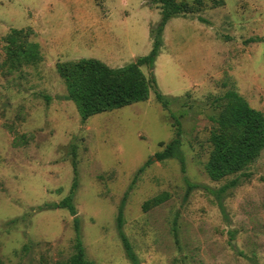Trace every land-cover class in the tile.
<instances>
[{"label":"rangeland","instance_id":"1","mask_svg":"<svg viewBox=\"0 0 264 264\" xmlns=\"http://www.w3.org/2000/svg\"><path fill=\"white\" fill-rule=\"evenodd\" d=\"M176 2L189 12L167 22L153 69L141 67L156 84L148 100L83 122L56 65L94 59L116 69L147 56L158 0H0V264L67 262L73 217L46 207L73 183L94 264H131L116 232L124 198L123 232L139 264H264V150L218 182L205 172L224 95L264 113V0ZM12 29L23 34L10 56L3 38ZM30 44L33 63L19 57ZM170 116L183 171L154 159L175 139ZM232 181L223 215L211 193Z\"/></svg>","mask_w":264,"mask_h":264},{"label":"trees","instance_id":"2","mask_svg":"<svg viewBox=\"0 0 264 264\" xmlns=\"http://www.w3.org/2000/svg\"><path fill=\"white\" fill-rule=\"evenodd\" d=\"M161 6V14L156 31L152 34V48L145 57L138 58L135 62L123 67L112 69L104 63L94 59H80L74 62L59 63L56 71L62 79L67 95L63 97L65 101L75 104L81 120L87 119L102 113L111 112L133 104L148 100L151 91L155 88L153 76L147 79L142 73L141 67L145 66L153 69L154 63L162 47L161 34L167 22L178 16L189 12L186 3H178L176 0H158ZM23 34L22 30L12 29L3 38L7 54H15L17 41ZM19 57L27 62H35L38 57V45L30 44L19 53ZM156 101L163 109H167V102L162 95L155 94ZM227 103L215 121L217 128L211 132L210 145L211 152L205 165V172L213 182H218L228 176L243 172L249 165L254 163L264 150V113L251 108L248 103L237 93L228 92L224 95ZM175 139L170 141L166 147L154 155L157 162L175 159L181 164L184 170V160L180 151L179 137L180 124L174 116ZM151 164L148 160L142 168L141 173ZM75 171V170H74ZM188 185V192L196 189L197 186ZM236 185L232 181L228 186L219 188L215 195L219 209L224 215L225 210L221 203L222 194L229 188ZM208 190V187L203 188ZM75 183H73L70 194L57 204L48 205V210H66L71 217L75 232L73 254L65 264H94L85 258L84 248L79 237V219L73 205V193ZM126 197V195H125ZM125 198L122 200L116 217V232L121 242L126 258L131 264H139L132 247L123 232V209Z\"/></svg>","mask_w":264,"mask_h":264}]
</instances>
